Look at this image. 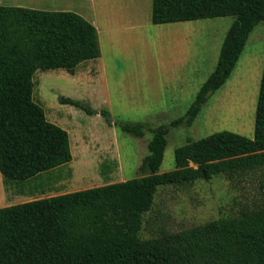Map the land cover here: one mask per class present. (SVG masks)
<instances>
[{
	"label": "trees",
	"instance_id": "obj_1",
	"mask_svg": "<svg viewBox=\"0 0 264 264\" xmlns=\"http://www.w3.org/2000/svg\"><path fill=\"white\" fill-rule=\"evenodd\" d=\"M9 1V0H5ZM234 16L213 72L194 101L168 125L113 120L132 136L153 137L140 176L0 207V264H264V200L237 215L142 238L144 215L159 187L230 180L264 168V72L254 138L230 130L189 140L175 150V168L160 172L170 127L191 126L210 96L230 78L251 31L264 20V0H153L151 20L165 24ZM101 56L97 27L70 10L0 4V172L27 180L73 159L70 135L34 100L37 70L66 69ZM89 114L82 101L60 97Z\"/></svg>",
	"mask_w": 264,
	"mask_h": 264
},
{
	"label": "rangeland",
	"instance_id": "obj_2",
	"mask_svg": "<svg viewBox=\"0 0 264 264\" xmlns=\"http://www.w3.org/2000/svg\"><path fill=\"white\" fill-rule=\"evenodd\" d=\"M27 1L9 0L2 5L26 6ZM31 2V8L79 14L85 5L92 4L101 23L117 24L133 18L148 24L147 36L126 38L120 49L106 51L103 65L90 60L74 74L63 68L36 71L34 100L44 108L48 120L69 132L73 159L37 178L11 182V190L17 187L23 193L0 198V207L33 200L31 195L43 198L140 176L139 167L149 153L153 133L148 130L144 137L132 136L110 125L101 111L108 109L113 120L141 121L153 128L184 115L215 69L222 42L235 19L222 16L154 24L153 0ZM263 72L264 20L251 31L230 78L210 96L193 125L170 127L160 172L175 168V150L189 140L222 130L254 138ZM62 96L80 100L96 112L89 114L61 103ZM263 200L264 168L234 180L216 175L211 180L162 186L153 208L144 215L140 236L151 238L237 215Z\"/></svg>",
	"mask_w": 264,
	"mask_h": 264
},
{
	"label": "crops",
	"instance_id": "obj_3",
	"mask_svg": "<svg viewBox=\"0 0 264 264\" xmlns=\"http://www.w3.org/2000/svg\"><path fill=\"white\" fill-rule=\"evenodd\" d=\"M3 3H5V0H0V4H3ZM32 3L33 2H31V0H30V1H27L25 5L26 6L29 5L28 7L31 8L30 4H32ZM83 9L84 10H81V12L83 14H81V13L80 14L82 16H84L86 19L90 20L92 23H94V25L97 27V30H98L99 43H100V48H101V56L97 59H94V60H96L97 66H98V64L103 65L105 63L103 55H105L106 51H107V54H109L110 53L109 51H111L113 49H116V48L120 49V46L124 45L126 38L130 39V38H135L136 36H139V37H142L143 35L147 36V29H148L147 23L142 25L141 24L142 22L135 21V19H133V18L126 20V22H121V23H117V24L101 23V21L98 17V13H97L96 9L92 6V4L91 5H85V7ZM165 24H172V23H165ZM89 61L90 60L82 62L81 64H84V63L89 62ZM99 61H100V63H99ZM81 64H79L78 66H80ZM39 175L32 177L30 179L37 178ZM30 179H27V180H30ZM11 182H14V181H9L6 183L4 181V177H3L2 173L0 172V198H1V200L4 199V197L6 195H10L12 192H13L12 193L13 196H20V193H23L22 190H20L17 187L14 188L13 190H11L9 188V184H11ZM25 197H26V195H25ZM31 197H33L31 199H35L33 195H31Z\"/></svg>",
	"mask_w": 264,
	"mask_h": 264
}]
</instances>
